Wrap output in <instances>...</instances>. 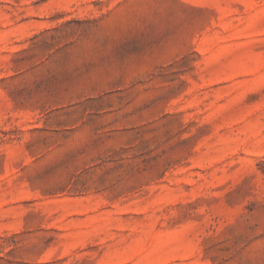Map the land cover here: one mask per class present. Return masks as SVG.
Wrapping results in <instances>:
<instances>
[{"label":"rangeland","instance_id":"rangeland-1","mask_svg":"<svg viewBox=\"0 0 264 264\" xmlns=\"http://www.w3.org/2000/svg\"><path fill=\"white\" fill-rule=\"evenodd\" d=\"M0 264H264V0H0Z\"/></svg>","mask_w":264,"mask_h":264}]
</instances>
